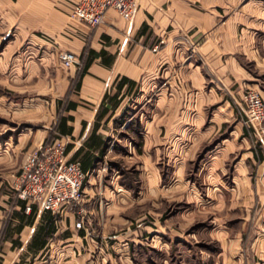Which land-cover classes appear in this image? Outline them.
<instances>
[{
    "label": "crops",
    "instance_id": "crops-1",
    "mask_svg": "<svg viewBox=\"0 0 264 264\" xmlns=\"http://www.w3.org/2000/svg\"><path fill=\"white\" fill-rule=\"evenodd\" d=\"M75 2L0 0V15L23 30L38 27L41 51L50 43V52L64 48L80 60L65 67L55 59L45 80L57 114L27 136L18 133L14 144L25 153L62 141L65 156L87 171L82 204L90 220L74 226L70 210L50 212L13 193L0 264H92L99 235L101 264H173L175 239L185 250L200 246L191 254L198 264H250L243 221L179 236L158 204L173 201L175 183L204 184L193 193L228 199L236 214L246 203L248 215L264 196V143L255 144L237 106L254 74L244 59L254 53L264 0H138L129 19L107 7L95 25L69 15ZM252 241L253 253L264 256L262 239ZM184 249L183 263L190 259Z\"/></svg>",
    "mask_w": 264,
    "mask_h": 264
},
{
    "label": "rangeland",
    "instance_id": "rangeland-1",
    "mask_svg": "<svg viewBox=\"0 0 264 264\" xmlns=\"http://www.w3.org/2000/svg\"><path fill=\"white\" fill-rule=\"evenodd\" d=\"M258 14L256 13L255 16ZM254 21L255 26H257V29H255V50H253V54L248 55L250 59H244L249 62L248 66L250 68H254V74L245 81L240 95L241 103L237 106L243 114L242 120L244 123L253 126L254 135L251 132L250 134L255 138L256 141L254 142L257 144V142L264 143V117L259 122L251 123L246 118L245 103L242 98L244 90L249 87L257 90L264 101V14ZM38 31V27H27L23 30L17 23L3 22L2 15H0V247L3 239L2 234L5 233L4 227L6 228L14 201L13 179H9V175L11 171H14V168L17 169L21 158L27 153H24V146L14 144V141L17 135L23 131L27 133L25 135L27 136L28 132L37 131L43 124H51L57 114V109L52 108L50 99L52 94L47 90L49 81L45 79L53 73L55 66L58 67L55 62L59 61L56 53L60 47L50 52L52 46L49 43L46 44L45 51H41L44 44L40 46L35 36V32ZM33 37L34 39H32ZM43 52H45V55ZM251 56H254L253 59H251ZM44 62L46 63V70L41 67ZM256 148H258L257 145ZM201 185L204 184L175 183L172 187L175 192L173 201L166 205V202L162 198L160 199L158 207L166 212L169 224H174L175 227L179 228V236H186L188 232H193L197 236L205 235L207 223H221L223 225L230 223L229 225H234L232 227L235 229L243 221V227L245 228L244 233L241 235L245 243L242 246L244 247L243 256L249 260L250 264H264L261 262V257L264 256H261L260 253L254 254L253 247L251 248L249 245L255 236L256 239L260 237L264 243V196L252 201V209L248 215L242 212V207L247 205L246 203L240 204L242 211L236 214L234 208L229 206L228 199H223L221 204L220 200H206L201 197L204 196L202 193H193ZM226 185L230 184L224 183L223 186ZM259 185V188L263 191L264 184ZM183 190L185 194L191 193L190 196H187L189 199H183ZM183 200L188 202V205L184 203L186 208L183 207ZM128 213L133 214V210ZM234 216H237L238 219L232 220L231 218ZM237 221L238 223H236ZM127 222L126 220L124 224ZM180 222L183 224L178 225ZM93 233L96 234L95 231ZM179 236L176 238H181ZM98 237L100 239L95 238L96 243L91 251L93 253L92 264H101L104 236L99 235ZM174 241L175 244L172 245L174 252L173 264H198L195 261L197 257L195 259L191 257V254L196 253L197 249L200 248L198 244L195 243V245L190 246L191 249L185 250V242L182 243L181 239H175ZM255 241H252V244ZM183 249L185 254L190 255V259L188 258L185 263L181 261ZM110 251L113 254L111 248ZM131 259L134 261L133 255ZM103 264L126 263L112 259L111 261L106 260Z\"/></svg>",
    "mask_w": 264,
    "mask_h": 264
},
{
    "label": "built area",
    "instance_id": "built-area-1",
    "mask_svg": "<svg viewBox=\"0 0 264 264\" xmlns=\"http://www.w3.org/2000/svg\"><path fill=\"white\" fill-rule=\"evenodd\" d=\"M138 0H76L69 14L89 25L99 23L107 7L114 8L129 19ZM57 58L62 66L79 64L73 52L59 48ZM246 118L259 122L264 117V101L258 91L246 88L242 95ZM87 171L77 158L65 156L64 143L59 140L40 143L20 160L12 180L16 197L36 202L41 208L55 212L60 208L74 214L73 225L82 227L90 220L83 201V182ZM28 208V205L25 206Z\"/></svg>",
    "mask_w": 264,
    "mask_h": 264
}]
</instances>
